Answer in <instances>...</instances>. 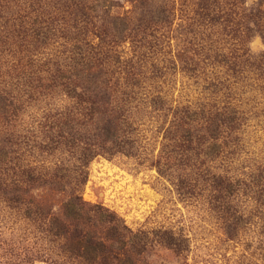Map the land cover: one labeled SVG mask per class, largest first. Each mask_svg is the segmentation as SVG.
<instances>
[{
    "label": "trees",
    "instance_id": "1",
    "mask_svg": "<svg viewBox=\"0 0 264 264\" xmlns=\"http://www.w3.org/2000/svg\"><path fill=\"white\" fill-rule=\"evenodd\" d=\"M257 37L264 0H0V264L188 257L184 234L84 198L91 163L120 155L207 203L229 240L258 235L241 264H264V144L247 141L264 122Z\"/></svg>",
    "mask_w": 264,
    "mask_h": 264
},
{
    "label": "rangeland",
    "instance_id": "2",
    "mask_svg": "<svg viewBox=\"0 0 264 264\" xmlns=\"http://www.w3.org/2000/svg\"><path fill=\"white\" fill-rule=\"evenodd\" d=\"M256 1L248 0V3L253 5ZM251 49L255 53L264 49L261 38L252 41ZM179 88L180 93H184L179 83L176 95L179 94ZM257 127L263 131L259 134H256L257 131L252 132L257 137L250 141L247 139L248 142L253 141L250 148L253 152H258L261 149L259 145L264 144V122H260ZM159 141V137L149 136L150 144ZM147 152L153 154L149 150L144 152V157ZM261 157L264 156L257 155V158ZM83 191L87 201L103 204L116 211L135 230L165 228L177 234L182 233L189 239L188 257L179 258L170 250L155 246L148 257L150 264H241L247 259L256 260L257 255L251 256L255 248L247 247L248 241H259L258 235L249 233L240 242L229 240L221 221L210 212L207 203L197 200L183 202L172 180L160 175L144 159L126 155L113 159L104 156L96 158L89 167V180ZM22 232L25 236L30 235L29 230L23 229ZM7 236L10 237L9 232Z\"/></svg>",
    "mask_w": 264,
    "mask_h": 264
}]
</instances>
